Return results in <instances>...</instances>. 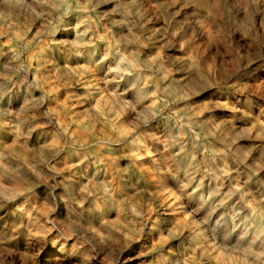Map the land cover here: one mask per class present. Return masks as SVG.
<instances>
[{
  "label": "bare ground",
  "instance_id": "bare-ground-1",
  "mask_svg": "<svg viewBox=\"0 0 264 264\" xmlns=\"http://www.w3.org/2000/svg\"><path fill=\"white\" fill-rule=\"evenodd\" d=\"M224 1L0 0V264H264V75L223 90L215 52L260 36Z\"/></svg>",
  "mask_w": 264,
  "mask_h": 264
},
{
  "label": "rangeland",
  "instance_id": "rangeland-1",
  "mask_svg": "<svg viewBox=\"0 0 264 264\" xmlns=\"http://www.w3.org/2000/svg\"><path fill=\"white\" fill-rule=\"evenodd\" d=\"M147 1L150 2L149 7L148 5H143L139 7L138 9L139 12L137 13V15L146 16V17L156 16L160 22H164L166 24H171L173 20L175 19L179 20L182 18V16H185L184 12L178 9L176 0H147ZM260 2L262 4L264 3V0H260ZM222 3H223L222 6L226 7V10H228V15L225 14L223 16H235L240 26L245 30V34L248 38H249V34L254 33L256 29L258 30L260 36L259 38L260 40L256 41L254 46V49H256V53L254 52L253 55H250L251 58H249L248 61L245 60L248 57V56L246 57L247 51L249 50L252 53L253 49L252 48L250 49L249 46H247L246 44H242V43L239 44L237 42H235L232 45L233 42H229L228 40L227 45L229 46L232 45L231 47H235V50L233 52L234 54L238 53V55H242V57L245 56L244 61L239 63L236 62L234 63L233 66L237 68L232 69L230 66L231 64L227 63L229 59L232 58L231 54L227 52L229 49L228 46L219 47L217 51H215L219 53L217 54L216 59L217 60L221 59L225 64L224 65L225 68L227 67L230 68L228 70L223 71L224 77L222 82H220L221 83L220 87L223 90H229L232 89V87L235 86L239 80H242L244 78L245 73L246 74L252 73V75L255 77L264 75L262 74V71L260 69L261 67L264 66V9L261 6H257L256 9L254 7H250V9L247 11L241 8L240 6L236 5L235 3H233L231 0H227ZM123 6L132 7L131 9L133 12L131 15L137 16L133 10L134 4L132 0H123ZM112 8H113L112 6H108L106 9L108 11H111L113 10ZM85 16H89V15L86 14ZM248 16H252V20L253 19L255 20V26ZM142 25L145 26L143 23ZM2 41H4V45L7 48H9L11 42L7 43L6 39H3ZM260 48H262L261 52H259ZM23 60H25V57ZM23 66L26 67V64L25 65L23 64ZM255 70H257L258 75H255L256 73ZM33 72L34 71L32 70L26 75V80L29 83L34 80ZM40 78L41 76H39V74L35 75V79H40ZM14 79L15 80L17 79L16 76ZM165 115L170 118L172 124L177 123L178 118H176L175 115L172 114L171 110H166Z\"/></svg>",
  "mask_w": 264,
  "mask_h": 264
}]
</instances>
